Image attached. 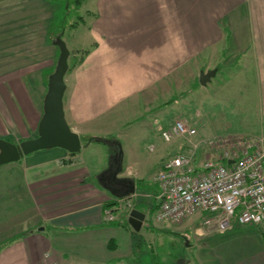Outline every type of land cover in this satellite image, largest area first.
Wrapping results in <instances>:
<instances>
[{
  "label": "crops",
  "instance_id": "obj_1",
  "mask_svg": "<svg viewBox=\"0 0 264 264\" xmlns=\"http://www.w3.org/2000/svg\"><path fill=\"white\" fill-rule=\"evenodd\" d=\"M82 3L93 46L65 76L66 118L83 138L120 142L123 176L134 178L137 188L145 175L141 152L124 145L132 137L126 129L142 113L156 115L143 128L161 130L159 113L186 83L224 89L235 81V89L254 88L263 97L264 0ZM211 69H217L211 81L200 84V73ZM45 84L30 75H0V138L18 144L38 135ZM86 145L74 155L62 148L37 151L0 170V264H138L130 257L135 244L124 225L128 215L118 218V198L96 178L109 161H89L82 153ZM109 152L110 159L113 147ZM22 201L29 208L24 214ZM223 234L229 243L224 264H264L261 242L247 250V237Z\"/></svg>",
  "mask_w": 264,
  "mask_h": 264
},
{
  "label": "rangeland",
  "instance_id": "obj_2",
  "mask_svg": "<svg viewBox=\"0 0 264 264\" xmlns=\"http://www.w3.org/2000/svg\"><path fill=\"white\" fill-rule=\"evenodd\" d=\"M82 1L0 0V75H30L38 82L42 79L47 86L48 77L55 70L60 55V49L54 41L61 31H64L63 38L71 51L67 71L70 75L69 72L85 54L83 50L93 46L86 24L91 17L87 15ZM250 80L254 78L247 79L248 82ZM228 85L222 89L217 85L201 88L186 83L181 93L168 97L167 108L159 113L163 120L161 125L164 126L161 130L156 126L143 128L145 122L156 120L155 114L145 115L148 114L145 112L126 129L132 137L124 146L141 152L142 159L139 161L144 166V183L139 185L131 199L125 202L116 200V203L120 210L118 218L125 215L129 218L128 201L133 204V209L146 213L139 231L128 222L129 228L134 230L135 244L130 257L138 264H224L227 255L224 245L229 243L225 242L221 232L198 234L196 228L199 226V216L181 223L156 219L159 201L156 199L158 184L155 176L162 160L177 153H186L203 162L207 158L221 160L227 154L238 156L264 144V95L257 94L254 88L237 90L234 88L237 85L235 81ZM174 99L178 102H174ZM178 121L189 128H196L197 133L193 136H176L172 141H166L162 132L171 129ZM88 145L82 152L85 158L94 163L100 158L109 161V144L92 141L91 146ZM129 158L130 154L126 156V162H129ZM6 165H0V170L5 169ZM28 209L22 201L21 214ZM234 226L224 233L230 234L232 238L247 237L244 242L249 244L247 250L258 248L260 242L264 246L262 227ZM122 247L127 248V244L123 242Z\"/></svg>",
  "mask_w": 264,
  "mask_h": 264
},
{
  "label": "built area",
  "instance_id": "obj_3",
  "mask_svg": "<svg viewBox=\"0 0 264 264\" xmlns=\"http://www.w3.org/2000/svg\"><path fill=\"white\" fill-rule=\"evenodd\" d=\"M196 133V128L178 121L162 135L172 141ZM155 181L160 189L156 196L158 221L181 223L199 216L196 231L200 235L224 233L234 225H257L264 230V144L238 156L227 154L221 160L207 158L203 162L177 153L164 161ZM126 206L133 209L131 201ZM112 211L106 210L107 222L115 220Z\"/></svg>",
  "mask_w": 264,
  "mask_h": 264
},
{
  "label": "water",
  "instance_id": "obj_4",
  "mask_svg": "<svg viewBox=\"0 0 264 264\" xmlns=\"http://www.w3.org/2000/svg\"><path fill=\"white\" fill-rule=\"evenodd\" d=\"M54 44L60 49L55 70L48 77V88L43 100V114L39 122L38 135L34 138L13 143L0 138V165L15 162L31 153L62 148L69 153L81 151L84 143L82 137L69 125L64 109V95L67 89L65 76L69 69L71 54L62 35H58ZM217 69L202 71L199 82L207 85L216 74ZM91 141H102L113 147L107 168L97 176L100 185L118 199H129L137 190V183L130 176H123V150L120 142L106 137L89 138ZM115 151V153H114ZM232 161H229V163ZM146 219V213L133 209L129 213L128 222L139 231Z\"/></svg>",
  "mask_w": 264,
  "mask_h": 264
},
{
  "label": "trees",
  "instance_id": "obj_5",
  "mask_svg": "<svg viewBox=\"0 0 264 264\" xmlns=\"http://www.w3.org/2000/svg\"><path fill=\"white\" fill-rule=\"evenodd\" d=\"M53 32V31H52ZM59 35H64V31H61L60 33H59ZM57 38V37H56ZM89 138H94V137H85V138H83L82 137V141H83V143H84V145H86L87 143H88V141H89ZM66 152H68V151H66ZM69 153V152H68ZM69 154H72V155H74V153H69ZM157 184H155L154 186H156ZM158 186V185H157ZM157 186H156V188H157ZM159 186H158V192H157V194L159 193ZM112 204H109L108 206H111ZM159 206V203L157 202V207ZM119 224H121V223H119ZM123 225V224H122ZM124 225L125 226H128V227H130L129 226V223H128V221L126 220V222L124 223ZM134 231V230H133ZM263 234H264V231H263Z\"/></svg>",
  "mask_w": 264,
  "mask_h": 264
}]
</instances>
